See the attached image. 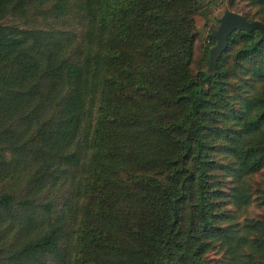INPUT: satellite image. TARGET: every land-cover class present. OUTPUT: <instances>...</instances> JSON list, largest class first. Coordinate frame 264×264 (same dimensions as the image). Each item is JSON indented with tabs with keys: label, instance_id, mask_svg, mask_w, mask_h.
<instances>
[{
	"label": "trees",
	"instance_id": "1",
	"mask_svg": "<svg viewBox=\"0 0 264 264\" xmlns=\"http://www.w3.org/2000/svg\"><path fill=\"white\" fill-rule=\"evenodd\" d=\"M202 2L0 0V264H264V35L194 68Z\"/></svg>",
	"mask_w": 264,
	"mask_h": 264
},
{
	"label": "rangeland",
	"instance_id": "2",
	"mask_svg": "<svg viewBox=\"0 0 264 264\" xmlns=\"http://www.w3.org/2000/svg\"><path fill=\"white\" fill-rule=\"evenodd\" d=\"M230 7L228 6V0H203V2L199 5V9L202 10L203 12L206 13L208 20L207 23L203 26L202 30H200L197 33L195 42H194V52H193V62L192 65L195 68L196 65H198L201 62L205 63L207 58H205L206 54V47L208 45L212 46L213 43L216 41L215 38H211L209 40L208 38V32L212 28H216L219 23V17L223 14L225 9H229ZM234 9L238 10V12L247 14L251 18H253L254 14L252 11L247 10V8L244 6V2H240L236 6L233 7ZM8 23H14L19 26L23 27H37V28H47L51 25V17L48 16H42L40 18H35L34 16L29 17L28 20H23L21 17L18 15H9L8 18L5 19ZM69 27H71L74 31L78 32V30L81 27L82 20L79 16L72 14L69 17L68 20ZM256 83V82H255ZM252 85V83H251ZM250 88V87H249ZM252 185L254 188H257L258 190L262 187H264V180H263V174L262 172L255 173L252 177ZM73 184L72 180H66L63 185H60L56 188V193H55V198L60 197L62 195V191L64 193L65 189L68 188L69 186L71 187ZM257 194V193H256ZM14 199L18 198L20 196V189H16V193H14ZM249 213L256 212L257 209L254 207V205L250 206L247 210ZM247 212V213H248ZM7 219L11 220V217L9 215L6 216ZM8 222L3 224L2 226L6 227ZM0 228V234H4L6 230H8L9 227L7 228ZM12 233H10L7 236V239L5 240L8 241V239L11 237ZM211 255L213 257H217L218 254L212 252ZM48 261V260H47Z\"/></svg>",
	"mask_w": 264,
	"mask_h": 264
},
{
	"label": "water",
	"instance_id": "3",
	"mask_svg": "<svg viewBox=\"0 0 264 264\" xmlns=\"http://www.w3.org/2000/svg\"><path fill=\"white\" fill-rule=\"evenodd\" d=\"M216 28L208 32L209 37L216 38L215 43L209 48L208 68L213 69L222 50L226 47L229 34L235 29L252 31L259 30L264 35V24L259 20H248L241 13L231 9H225L219 17Z\"/></svg>",
	"mask_w": 264,
	"mask_h": 264
}]
</instances>
